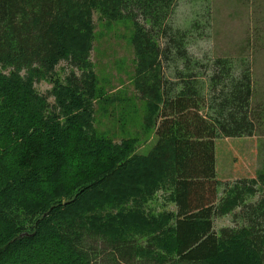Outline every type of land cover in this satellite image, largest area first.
<instances>
[{"label": "trees", "instance_id": "obj_1", "mask_svg": "<svg viewBox=\"0 0 264 264\" xmlns=\"http://www.w3.org/2000/svg\"><path fill=\"white\" fill-rule=\"evenodd\" d=\"M138 1L0 0V64L10 67L0 70V264H264V173L255 200L245 202L255 189L238 182L216 203L215 138L256 128L250 68L216 57L204 90L185 31L176 35L164 23L174 0ZM95 9L134 20L138 80L156 112L149 123L157 139L147 153L134 152L135 138L114 141L93 128L96 77L87 57ZM159 22L167 38L156 44L151 31ZM170 55L184 67L165 89L157 62ZM61 60L83 69L53 80L46 113L48 95L34 81ZM162 186L175 208L145 214ZM240 205L239 224L216 232L213 216ZM87 236L107 243V260L88 254Z\"/></svg>", "mask_w": 264, "mask_h": 264}, {"label": "rangeland", "instance_id": "obj_2", "mask_svg": "<svg viewBox=\"0 0 264 264\" xmlns=\"http://www.w3.org/2000/svg\"><path fill=\"white\" fill-rule=\"evenodd\" d=\"M139 2L138 0H132ZM169 16L164 23L172 26V33L179 35L185 31L184 45L192 54L205 86L208 79L204 71L216 57L230 60L238 69L248 66L251 72L252 94L250 110L255 118L256 128L251 135L218 136L214 140L216 175L219 179L216 203L230 196L229 189L235 183H248L255 189L251 195L244 193L245 202L255 200L261 194L257 181L264 173V0H174ZM131 7L128 8V11ZM143 8L133 11L138 20L146 26L151 18L143 16ZM94 29L92 48L87 60L96 77L93 104V128L97 134L120 141L135 138L134 152L147 153L155 144V127L149 120L155 117L147 106L143 95L142 83L138 80L139 56L132 40L135 32L134 20L126 11L116 17L106 15L95 9L92 14ZM163 23L153 26L151 41L164 42L167 35L162 32ZM158 57L157 72L165 89L174 79L176 68L183 69L181 59ZM86 68V67H85ZM82 66H74L61 60L51 76H40L34 81L35 90L47 94L56 78L64 81L74 71L80 74ZM0 70L9 71L10 67L0 64ZM169 91V90H168ZM143 92V93H142ZM172 92L171 90L169 91ZM146 96L147 94L144 93ZM46 113L54 105V97L48 95ZM254 180V182L252 181ZM256 180V182H255ZM169 188L162 186L143 205L147 215H158L164 210L174 209V204L165 196ZM240 206H232L227 212L213 216V227L219 232L223 226L239 224L234 215ZM239 219V218H237ZM27 221V220H26ZM98 237V236H97ZM94 236L84 240L85 250L92 254L95 250L99 260H107V243ZM145 242V236H137Z\"/></svg>", "mask_w": 264, "mask_h": 264}]
</instances>
